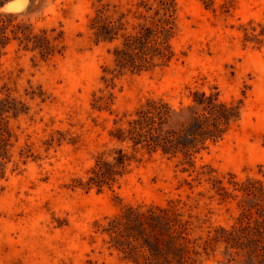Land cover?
I'll list each match as a JSON object with an SVG mask.
<instances>
[{
  "label": "rangeland",
  "instance_id": "rangeland-1",
  "mask_svg": "<svg viewBox=\"0 0 264 264\" xmlns=\"http://www.w3.org/2000/svg\"><path fill=\"white\" fill-rule=\"evenodd\" d=\"M142 1L156 0H4L0 6L21 12L18 19L46 30L50 40L59 34L51 43L62 47L46 60L16 40L0 48V131L8 157L0 177V264H131L100 230L122 208L150 205L179 214L189 246L199 252L195 264H264V243L252 230L264 219V197L231 184L264 185V0L207 6L171 0L175 58L130 72L116 67L107 51L112 45L94 43L89 24L103 9L112 19L122 15L129 33ZM112 73L119 74L106 82ZM193 91L217 94L235 108V118L192 166L181 155L145 154L110 188L72 187L98 152L115 146L109 133L124 115L148 98L187 104ZM109 93L108 109L92 108Z\"/></svg>",
  "mask_w": 264,
  "mask_h": 264
},
{
  "label": "trees",
  "instance_id": "trees-1",
  "mask_svg": "<svg viewBox=\"0 0 264 264\" xmlns=\"http://www.w3.org/2000/svg\"><path fill=\"white\" fill-rule=\"evenodd\" d=\"M3 1L0 0V6ZM35 1L29 0V3ZM200 1L207 6L211 0ZM20 14L0 12V48L12 39L22 49L36 53L42 60L60 53L62 47L57 48L51 43L59 41V34L50 40L46 30L34 31L30 23L18 19ZM133 18L137 21L131 23L132 31L124 33L122 15L112 19L103 9H97L89 24L94 43L112 45L107 51L119 69L139 72L156 65H167L175 58L170 44L176 26L174 3L171 0L142 1L137 5ZM118 74L112 73L104 80L112 83ZM191 94L190 101L187 104L180 102L178 107L162 98H148L132 113L124 115L123 124L109 133L115 146L98 152L85 179H73L72 187L85 191L95 189L97 192L104 187L110 188L129 171L131 164H139L145 154L181 155V163L192 166L196 154L209 142L221 138L228 122L235 118V108L219 101L215 93L193 91ZM110 101L111 93L102 97L100 104H93L92 108L98 111L108 109ZM6 140L0 131V177L4 159H8ZM231 184L233 190L242 194L264 197V185L260 182L257 188L241 182ZM247 211H243L244 219ZM250 218L248 211L245 227L249 229L252 228L248 225ZM257 221L252 230L257 233L256 241L264 243V219ZM100 232L108 235L110 247L121 253L120 259L131 264H195V256L199 254L189 246L191 243L183 232L179 214L170 206L150 205L145 209L124 207L108 219ZM224 240L229 239L225 237Z\"/></svg>",
  "mask_w": 264,
  "mask_h": 264
},
{
  "label": "bare ground",
  "instance_id": "bare-ground-1",
  "mask_svg": "<svg viewBox=\"0 0 264 264\" xmlns=\"http://www.w3.org/2000/svg\"><path fill=\"white\" fill-rule=\"evenodd\" d=\"M16 5H17V2H10V3H8L7 5H6V8L7 9H13V8H15L16 7Z\"/></svg>",
  "mask_w": 264,
  "mask_h": 264
}]
</instances>
